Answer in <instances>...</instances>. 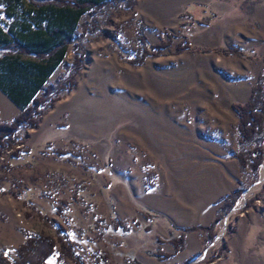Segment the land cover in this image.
<instances>
[{
	"label": "rangeland",
	"instance_id": "obj_1",
	"mask_svg": "<svg viewBox=\"0 0 264 264\" xmlns=\"http://www.w3.org/2000/svg\"><path fill=\"white\" fill-rule=\"evenodd\" d=\"M180 31L184 52H141L143 38ZM75 38L36 126L2 148L0 253L15 260L28 238L61 234L83 264H241L227 262L228 244L241 219L264 216V159L257 172L241 166L254 145L240 143L235 105L264 75V0H111L85 13ZM1 104L0 125L23 113ZM238 189L208 242L203 229ZM246 246L264 264V235Z\"/></svg>",
	"mask_w": 264,
	"mask_h": 264
},
{
	"label": "trees",
	"instance_id": "obj_2",
	"mask_svg": "<svg viewBox=\"0 0 264 264\" xmlns=\"http://www.w3.org/2000/svg\"><path fill=\"white\" fill-rule=\"evenodd\" d=\"M108 1L111 0H0V4L6 6V14L14 19V25L7 33L0 24V50L8 52L0 60V86L16 103L28 104L36 90L65 61L85 13L91 7L105 5ZM189 48V40L181 31L175 35L169 34L167 42L157 45L150 44L144 38L141 40V52L148 57L179 54ZM73 67L79 68V64L74 62ZM72 78L70 75L68 84L65 82L67 88L63 86V81L58 82V87L69 90L74 84ZM44 91L45 98H34L31 106H23L22 115L12 124L0 125V155L6 139L12 138L21 128L36 126L34 117L55 89L48 85ZM235 109L240 115V143L254 145L250 164L242 156L240 164L244 169L249 165L257 172L264 159V75L259 78L248 103L237 104ZM242 194L243 190L238 189L224 199L217 221L203 229L208 234V242L215 240L218 235L216 226L236 207ZM174 243L177 252L183 250V239ZM220 251L214 254L213 259L219 256ZM57 254L60 261L68 259L75 264H83L61 234L57 238L45 234L30 237L17 250V259L12 260L5 252H1L0 264H48L49 259ZM170 257L164 256L165 259Z\"/></svg>",
	"mask_w": 264,
	"mask_h": 264
},
{
	"label": "crops",
	"instance_id": "obj_3",
	"mask_svg": "<svg viewBox=\"0 0 264 264\" xmlns=\"http://www.w3.org/2000/svg\"><path fill=\"white\" fill-rule=\"evenodd\" d=\"M0 7L3 8V12L2 14H0V24L2 26L3 31L7 33L9 29L14 25V19L9 17L6 14L5 5L0 4ZM1 17L3 18L4 21H1L2 19ZM4 22L6 23L5 25H3ZM68 52H69V49H68ZM6 55H8L7 51H4L3 49L0 50V60L4 59ZM64 62L62 64H64ZM60 66L57 68V70H59ZM57 70H55L54 73H52L46 81H44V85L42 87L36 90L30 102L26 105H20L16 103V101L12 98V96L9 95L8 92L0 86V101L2 103L1 105L5 109L4 110L5 113H7L8 111H11L12 109L17 111L18 113H22L23 106H27V107L31 106L34 98L38 99L39 95H41L44 92V90L48 87V85L52 84L51 81L55 73L57 72ZM259 217L260 218L262 217V218L261 219L259 218V220L257 221H254L252 218H249V219L243 218L238 223L236 234L233 235V238L230 239L229 244H228V250H227L228 254L226 257L227 262L234 257L236 260L240 259V261H237V262L241 264H257L256 261L248 254L246 241H247L248 236H250L253 231L255 232L257 238L264 235V216L261 215ZM209 223L210 222H208V224ZM190 240L188 239L189 246L192 245ZM200 241H199V244L197 245L198 247H201L202 240ZM187 248L188 246H186V250ZM188 249L192 250L193 248L189 247ZM190 254L191 255L193 254V250Z\"/></svg>",
	"mask_w": 264,
	"mask_h": 264
},
{
	"label": "water",
	"instance_id": "obj_4",
	"mask_svg": "<svg viewBox=\"0 0 264 264\" xmlns=\"http://www.w3.org/2000/svg\"><path fill=\"white\" fill-rule=\"evenodd\" d=\"M246 195H247V193L246 194H244V197H243V199L246 197ZM235 210H237V208L235 209ZM226 231V226L224 227V232ZM222 236V235H221ZM221 236H219L217 239H216V241L211 245V247H213L215 244H216V242H218V240H220L221 239Z\"/></svg>",
	"mask_w": 264,
	"mask_h": 264
},
{
	"label": "bare ground",
	"instance_id": "obj_5",
	"mask_svg": "<svg viewBox=\"0 0 264 264\" xmlns=\"http://www.w3.org/2000/svg\"><path fill=\"white\" fill-rule=\"evenodd\" d=\"M141 114V113H140ZM263 177H264V172H263Z\"/></svg>",
	"mask_w": 264,
	"mask_h": 264
}]
</instances>
